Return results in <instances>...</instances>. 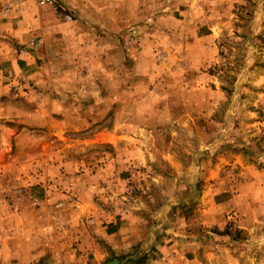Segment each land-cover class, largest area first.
<instances>
[{
    "label": "rangeland",
    "instance_id": "374dc122",
    "mask_svg": "<svg viewBox=\"0 0 264 264\" xmlns=\"http://www.w3.org/2000/svg\"><path fill=\"white\" fill-rule=\"evenodd\" d=\"M56 1V30L13 47L32 62L20 119L38 102L53 116L20 122V148L41 155L23 169L39 173L20 191L1 179L0 249L264 264V0Z\"/></svg>",
    "mask_w": 264,
    "mask_h": 264
},
{
    "label": "crops",
    "instance_id": "0c3cea01",
    "mask_svg": "<svg viewBox=\"0 0 264 264\" xmlns=\"http://www.w3.org/2000/svg\"><path fill=\"white\" fill-rule=\"evenodd\" d=\"M14 1L17 2V6H20V4L23 6L21 7V16L19 9L16 11L17 13H14V10H3L2 5L7 2V0H0V36H2V38H0V46L6 48L4 52L0 50V63H10L9 67H11L2 68V66H0V190L10 186H7L1 179H6L7 175H13L24 182L23 185L20 184V180L15 185L12 184V187L16 186L20 191L23 190L25 184H27L28 187L31 186L33 183L30 182H34L39 173H37L36 168L31 167L26 173L23 169L24 163L30 164L31 162L33 164L36 158L41 157V155L36 153L25 155L20 148V137L23 138L22 134L24 132L20 131V122L26 124H32L33 122L35 125L40 126L41 117H46V114H48L49 117L53 115L49 110L47 112L44 111L46 108L41 106V102H38V104L32 105L33 108L30 113V119H20V116L23 115V111L28 110L20 106V91L24 88V86L20 88V58L27 60L26 64L30 67L32 66V62L29 57H25V55L20 56V52L17 53L16 49H13V47L15 45L25 44L29 35L48 36L56 30V27L60 24H56L57 21H54L56 16L51 7L45 6L38 9L36 8L37 6H32V3L34 4L32 0ZM13 67L15 69H13ZM12 91L17 92L14 95ZM56 101L55 99L52 100V102H54L53 105L57 104ZM51 105L52 103L49 108H51ZM49 124H51V120ZM33 140H35L34 137ZM30 173H32V175H29ZM26 175L32 177L33 180L29 181V179H25ZM73 205L79 207V217L76 218L81 219L86 214L82 209V207H84L83 203L74 199ZM48 223L50 225L52 219H48ZM21 236L26 237L27 235L24 231H20V240H22ZM53 250L55 251L56 249ZM53 250L23 247H20V249H0V263L36 264V262H40L45 254L53 253ZM58 250V253H60L63 249ZM76 251L81 253L82 256L87 253H93L97 256L104 252L102 249H82V247L76 249ZM71 253L75 252L72 250L69 255ZM56 254L57 252H54L51 255L56 256Z\"/></svg>",
    "mask_w": 264,
    "mask_h": 264
},
{
    "label": "built area",
    "instance_id": "2783aa9c",
    "mask_svg": "<svg viewBox=\"0 0 264 264\" xmlns=\"http://www.w3.org/2000/svg\"><path fill=\"white\" fill-rule=\"evenodd\" d=\"M40 7H52L56 8V0H36Z\"/></svg>",
    "mask_w": 264,
    "mask_h": 264
},
{
    "label": "bare ground",
    "instance_id": "6f19581e",
    "mask_svg": "<svg viewBox=\"0 0 264 264\" xmlns=\"http://www.w3.org/2000/svg\"><path fill=\"white\" fill-rule=\"evenodd\" d=\"M106 264H122V263H121V259L115 258L113 261L108 262Z\"/></svg>",
    "mask_w": 264,
    "mask_h": 264
}]
</instances>
